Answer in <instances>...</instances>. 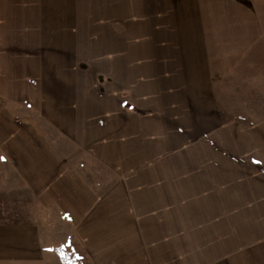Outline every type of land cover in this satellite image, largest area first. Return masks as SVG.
Returning <instances> with one entry per match:
<instances>
[{
    "label": "crops",
    "instance_id": "obj_1",
    "mask_svg": "<svg viewBox=\"0 0 264 264\" xmlns=\"http://www.w3.org/2000/svg\"><path fill=\"white\" fill-rule=\"evenodd\" d=\"M231 78L264 93V0H0V264H264Z\"/></svg>",
    "mask_w": 264,
    "mask_h": 264
},
{
    "label": "rangeland",
    "instance_id": "obj_2",
    "mask_svg": "<svg viewBox=\"0 0 264 264\" xmlns=\"http://www.w3.org/2000/svg\"><path fill=\"white\" fill-rule=\"evenodd\" d=\"M226 82L228 87H226V91L222 93V100L227 102V108L221 110L226 118V121L233 120V118H241L243 123L241 125L243 132H264V107H260L261 105H264V93L251 92L250 87H242L241 92L238 93L235 92V88H237L236 86L238 85L233 84L232 78ZM133 95H136L138 99V88L135 89ZM124 96H127V93H125ZM234 101H240L243 108L241 110L232 108ZM254 121L257 123H254ZM1 175L2 174L0 173V176ZM7 207L9 206L6 204L1 205L0 212L7 209Z\"/></svg>",
    "mask_w": 264,
    "mask_h": 264
},
{
    "label": "trees",
    "instance_id": "obj_3",
    "mask_svg": "<svg viewBox=\"0 0 264 264\" xmlns=\"http://www.w3.org/2000/svg\"><path fill=\"white\" fill-rule=\"evenodd\" d=\"M64 264H78V260L66 253L62 248L56 250Z\"/></svg>",
    "mask_w": 264,
    "mask_h": 264
}]
</instances>
